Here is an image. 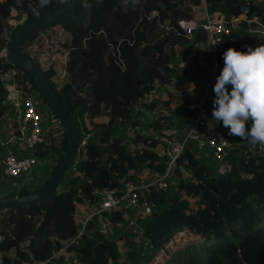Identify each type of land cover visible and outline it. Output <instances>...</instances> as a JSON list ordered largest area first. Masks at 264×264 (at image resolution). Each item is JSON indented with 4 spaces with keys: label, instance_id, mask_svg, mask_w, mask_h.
<instances>
[{
    "label": "trees",
    "instance_id": "1",
    "mask_svg": "<svg viewBox=\"0 0 264 264\" xmlns=\"http://www.w3.org/2000/svg\"><path fill=\"white\" fill-rule=\"evenodd\" d=\"M65 1L0 0V141L7 139L3 126L9 92L4 74L15 70L24 92H40L49 104L30 71L10 60L9 40L25 22L58 9ZM205 1L209 13H220L218 16L231 28V33L224 34L221 62L229 47L247 50L264 43V33L259 30L264 29V0ZM202 2L80 0L69 13L24 36L21 52L36 60L42 55L48 58L50 63L42 68L79 124L81 142L85 138L87 141L84 157H76L55 197L27 207L0 210L5 233L0 242V264H66L67 253L77 254L80 264H146L162 249L166 253L164 264H264V146L253 149L247 140L229 134L237 146L229 147L232 168L228 173H212L207 162L195 153V143H190L178 158L174 171L178 179L172 194L168 195L167 187L152 188L146 194L152 213L136 216V224H130V219V229L120 236L109 237L97 216L84 230L77 219V204L88 201L94 205L99 197L97 190L102 187L120 186L129 179L142 184L152 174L167 169L168 160L157 149V137L141 129L138 117L143 112L136 106L142 101L148 110L159 109V116L148 125L163 131L175 114L170 106L176 93L172 89L170 97L155 96L148 102L144 97L155 83L184 79L182 84L189 86L194 79L208 75L197 51L189 62L179 64L178 57L196 36L163 33L161 27L167 22L177 25L179 18L193 19V6ZM153 10L158 13L150 16ZM238 16L239 22H233ZM61 49L69 52L70 79L60 88L52 78L56 71L52 60ZM201 89L198 82L195 91ZM16 123V119L9 121V134L19 132ZM63 134L62 148L50 135L39 146V157L55 149L60 159L68 144L65 131ZM131 135L129 146L125 137ZM2 153L0 143V158ZM31 192L22 189L20 195ZM0 196L13 194L0 192ZM131 209L124 205L107 211L104 220L109 226L122 223ZM135 230L140 234L138 239L132 237ZM177 234L188 240L173 250L171 242L180 244ZM12 249L14 257L8 253Z\"/></svg>",
    "mask_w": 264,
    "mask_h": 264
},
{
    "label": "built area",
    "instance_id": "2",
    "mask_svg": "<svg viewBox=\"0 0 264 264\" xmlns=\"http://www.w3.org/2000/svg\"><path fill=\"white\" fill-rule=\"evenodd\" d=\"M157 13V10H153L149 15L154 16ZM219 14L212 15L206 7L200 16L195 14L193 19L179 18L177 25H173L170 22L161 25L163 33H185L190 36H196V39L187 45L186 50L181 55L182 57H188L189 52L201 50L204 56L203 60H210L212 62L208 75L203 78L202 89L196 96L188 97L185 102L190 125L183 132H180V134L166 132L165 130L148 132L150 134L153 133L157 137L159 142L157 149L168 160L167 169L162 174H152L149 181L142 184L129 179L124 180L120 186H104L97 190L99 197L92 206L90 213L86 215L83 228H85L91 218L97 216L101 219L103 230L107 232L109 224L104 220L103 214L107 211L119 209L124 205L127 208L139 207L143 215L151 214L153 208L146 194L151 192L154 187L168 186V181L178 166V158L190 143H195V153L197 155H200L202 152L211 153L218 163L217 171L219 174H226L231 170L232 163L228 160V150L232 143L230 136L223 129L210 130L206 116L211 108H213L215 98L213 89L216 78L223 66V62L219 60V53L225 49L224 34L231 33V28L218 16ZM240 18L241 16L234 17V21L240 20ZM259 30L264 33V29ZM56 54L58 55L54 56L52 60L54 68L60 74V77H66V75L70 74L67 68L69 52L67 49H61ZM38 61L42 66H47L50 63L44 55L40 56ZM56 76L58 75H54L52 78L57 84L58 82L54 79ZM11 79L14 89H10L11 94L7 100L14 102V106L17 109V115L14 119L17 121L16 125L19 132L15 134L11 133L8 139L0 141L3 146V153L0 158V174L3 178L0 181L4 180L6 184H11L12 178L19 177L22 179L20 189L28 187L30 191H36L37 189L31 186L29 182L34 174L33 169L38 163L39 154L37 150L39 146H43L47 142L52 131L50 127L43 125L42 113L39 109L40 101L37 98L38 92L34 91L31 94H26L19 86L15 73L11 76ZM68 80L69 78L67 77L64 82L66 83ZM162 84L165 86L167 83L162 82ZM157 89H160V81L155 83V88L144 99L148 102L151 101L157 94L155 93L158 91ZM230 90L231 88L229 87ZM136 108L144 110L142 101ZM86 141L87 139L85 138L77 149L79 160L85 155L84 145ZM8 143H11L12 147L5 149ZM4 187L0 186L1 194L6 195L11 193L13 196L20 195V191L11 192L12 189L3 190L2 188ZM141 194H144L143 200L141 199ZM130 223L136 224L135 218L132 217ZM4 238L5 233L0 214V242Z\"/></svg>",
    "mask_w": 264,
    "mask_h": 264
},
{
    "label": "rangeland",
    "instance_id": "3",
    "mask_svg": "<svg viewBox=\"0 0 264 264\" xmlns=\"http://www.w3.org/2000/svg\"><path fill=\"white\" fill-rule=\"evenodd\" d=\"M206 7H208L207 6V3L205 4V0H203V2L200 5H194L193 6V10H196L200 14H202L204 12V10H205ZM234 22L235 23H238L239 20H236ZM63 36H65V38L68 37V35L66 33H63ZM6 52H7V49L4 50V53H6ZM56 53H55L54 56L58 55ZM191 57H192V52L191 53L189 52V58H184L181 55L178 58H179V61L181 63V62H183V60L190 59ZM14 73H15V70H11L10 72H8V73H6V74L3 75L4 83H5V85H6L7 89H8V92H9L7 96H9L11 94V90L10 89H14V85H13L12 79H11V76ZM54 75H58V76L54 77V79L58 82L57 84L56 83L55 84L58 85V87H60V88L64 85V83H65L64 81L67 79V77L70 79V75H68V76L66 75V77H60V74H58L56 71L54 72ZM182 81H184V79H179L176 82L174 81V82L170 83V84H174L173 85L174 87H169V88L174 89L173 92L176 93L175 94V98L174 99L172 98L173 104L170 106V108H172V111L175 114H174V116H171V118H170V120L168 122H166V124L169 127H171V128H180V127H183V120H181V119H183L182 110H181L180 113H178V111L176 110L175 106H177L178 105V102H179L180 103L179 104V107L183 103V106L182 107L185 108V102H186L187 98L190 97V96H194V94H195L194 90L191 91L192 90V86L194 85V82H191L189 86H186V85L182 84ZM167 84H169V83H167ZM178 87H179L180 90H178ZM169 88H165L164 85L162 84V82L160 81V89H157L158 91H156L155 93L161 92L162 95H165L164 97H167L168 96L167 94H169V91H168ZM155 96H160L161 97V95H155ZM169 97H170V94H169ZM37 98L40 101V104H39V107L40 108L39 109H40V111L42 113V122H43V125H45V126L46 125H51L52 126L51 135H54V138H55L54 141L56 140L57 141V144L59 145V147L62 148V146H63V139H64L63 138L64 137V134H63L64 129H63L61 123L59 122L58 118L55 116V114H54L52 108L50 107V105L47 104L43 100L40 92L37 93ZM14 105H15L14 102L7 100V102H6L7 111H10V112L4 118V126H3V130H4V134H5L4 136L7 137V139H8V137H10V134L7 132L8 128H9V125H10L9 124V119H10V115L9 114L12 113L11 117H14L15 116V113H17V109H14V108L12 109V106H14ZM163 107L166 108L165 106H160L159 108H163ZM212 110H213V108H211L210 112H208L207 115H206L208 119L209 118L212 119ZM158 111H159V109H156V110L155 109H150V110H148L146 108H144V110L141 111L143 113H141V115L138 118L140 119V122H142L141 129H144V131L146 133H148V130L150 128H151L150 130L152 131L153 128H152L151 124L150 125H148V124H149V122L151 123V120H153L154 118H156V116H159L158 115ZM185 123H186L187 126L190 125V123H189V121H187V119L185 120ZM215 124L216 125H219L221 128H223V130L225 132H227V134H228V129L227 128H225L224 126H221L218 123H215ZM130 132L131 133L133 132V129L132 128H130ZM129 135H130V133H129ZM125 138H126L125 139L126 143L129 146H132L130 140H132L133 136L131 135V137H125ZM3 139H1V140L3 141ZM247 144H249L248 141H247ZM236 146H237V144L235 142H233L231 144L230 148L233 149ZM238 146H239V144H238ZM249 146L251 148H253V149L256 148V145L254 146V145L249 144ZM7 147H12L11 143L6 144L5 149H7ZM239 149H241V148H239ZM58 159H59V154H58L57 151H55V149H51L45 155L38 157V163L35 165V167L33 169L34 170L33 177L31 178V180L29 182L30 185L33 186L35 189H38L44 183V181L46 180V178L51 176V174L53 172L52 169H53L54 165H56V163L59 161ZM201 161L202 162H207V164L210 167V171H212V173L217 172V167H216L217 161L212 156L210 158H208L205 155V152H204L202 154ZM189 174L190 173L188 171L185 172L186 177H188L187 175H189ZM177 177L178 176L174 173L170 177V179L168 181V186L166 188V191L168 192V195L169 196L174 191V187H175L176 181L178 179ZM2 178L3 177H1L0 179H2ZM12 179L13 180H11L12 181L11 184H6L5 183L6 181L1 180L0 181V186L1 187L2 186L3 187L6 186V187H4L2 189L3 190L12 189L11 192H19V191H21L22 189H20V184L22 182V179L19 178V177H15V178H12ZM23 189L29 190L28 187L23 188ZM84 208L87 209V207H84ZM138 209H140V208L138 207V208L131 209L130 212L126 214V218H125V221L124 222L112 224L111 226H109L108 236L109 237H118L121 234H123L124 232L128 231L130 229V227H128L127 225L129 224V221H130V219L132 217L135 218L137 216V218H140L141 215L144 216L141 213V209H140V211H138ZM82 218H84V217H82ZM82 218H79L78 220H79V222L81 224L80 226H81L82 230H84V228H83V222H84V220ZM134 233L135 234H133L132 237L134 235H136V237L138 235H140L139 232H138V230H135ZM176 236H177V239L179 240L180 244L179 245H176V244H173V242H171L172 245H170V247L173 250H177L178 248L182 247V244H184L188 240L187 236H183L182 238H180V235L179 234H177ZM138 238L139 237H137V239ZM181 239L183 240L182 242H181ZM63 251L66 252L65 249H63ZM8 253L14 257L15 256V249L10 250ZM57 255L58 254H56V256ZM156 255H157L156 258L151 259L146 264H164L165 263L166 253H165L164 249H162L161 251H159L158 253H156ZM65 262H66V264H80V262L78 261V255L75 254V253H67V257H66Z\"/></svg>",
    "mask_w": 264,
    "mask_h": 264
},
{
    "label": "clouds",
    "instance_id": "4",
    "mask_svg": "<svg viewBox=\"0 0 264 264\" xmlns=\"http://www.w3.org/2000/svg\"><path fill=\"white\" fill-rule=\"evenodd\" d=\"M223 62L213 89L212 121L222 122L230 136L264 146V43L247 50L229 47Z\"/></svg>",
    "mask_w": 264,
    "mask_h": 264
},
{
    "label": "water",
    "instance_id": "5",
    "mask_svg": "<svg viewBox=\"0 0 264 264\" xmlns=\"http://www.w3.org/2000/svg\"><path fill=\"white\" fill-rule=\"evenodd\" d=\"M79 1L80 0H66L58 9L30 19L25 22L9 40L8 52L10 60L14 64L26 68L33 75L37 86L47 99L54 114L61 123L66 133L68 144L63 151L50 180L43 188L29 194L0 196V210L27 207L55 197L58 193L62 179L75 164L77 149L81 142L80 126L67 109L66 105L62 102L52 83L47 78L39 61L34 57L21 52V42L28 32L38 26L57 20L63 15L69 13Z\"/></svg>",
    "mask_w": 264,
    "mask_h": 264
},
{
    "label": "crops",
    "instance_id": "6",
    "mask_svg": "<svg viewBox=\"0 0 264 264\" xmlns=\"http://www.w3.org/2000/svg\"><path fill=\"white\" fill-rule=\"evenodd\" d=\"M193 14L195 15H198V16H200L201 14L198 12V11H196V10H193ZM186 50V49H185ZM195 53H197L196 51H192V56H194V54ZM198 53H200L201 54V56H200V63H202L203 64V66H204V69L206 70V72L208 73V70H209V68H210V65H212V62L210 61V60H207V61H205V60H203L204 59V56L202 55V52H201V50H199L198 51ZM184 58H189V56L188 57H184ZM189 60L190 59H188V60H183L184 62H189ZM202 81H203V79H201V78H196V79H194L192 82H194V85L192 86V89L194 88V87H196V84L199 82V83H201L202 84ZM174 84H166L164 87L165 88H169V87H174L173 86ZM155 88V87H154ZM169 90H172V88H169ZM168 90V91H169ZM174 90V89H173ZM178 90H180L179 89V87H178ZM182 92V91H181ZM194 92H195V94H194V96H196L197 94H198V92H199V90L198 91H195V88H194ZM156 95H161V96H165V95H162L161 94V92H157V94ZM168 95V94H167ZM179 102H178V105L177 106H175V108H176V110L178 111V113H180L181 112V110H182V116H183V119H181V120H183V127H180V128H171V127H166V128H164L163 130H165L166 132H170V133H174V134H176V133H179L180 134V132H183L186 128H187V125H186V123H185V120L187 119V121H188V116H187V110H186V108H183L182 106H183V103H182V105H180V107H179ZM16 109V107L15 106H12V109ZM170 109H172V108H170ZM10 111H7L6 112V115L9 113ZM6 115H5V117H6ZM10 115V119H9V121L11 120V119H14L15 117H16V115H17V113H15V116L14 117H11V115H12V113L11 114H9ZM143 119V118H142ZM8 122V121H7ZM208 122H209V129L210 130H216V129H223V128H221L219 125H216L215 124V122L214 121H212V119H208ZM218 124H220L221 126H223V124H221V123H218ZM175 125V124H174ZM47 127H50L51 129H52V126L51 125H46ZM149 127V126H148ZM153 129H152V131L154 132V131H157V129L153 126L152 127ZM151 129V128H150ZM148 130V132H150L151 130ZM142 131H144V129H142ZM145 132V131H144ZM204 152H202L199 156H200V158L202 157V154H203ZM205 155L208 157V158H210L212 155H211V153L210 152H205ZM92 205L93 204H89L88 203V201H85V202H81V203H79V204H77V208H76V211H77V219H79V218H82V217H84V218H82L83 220L86 218L85 216L88 214V213H90V211H91V208H92ZM84 207H87V209L86 208H84ZM86 210V211H85ZM86 213H85V212ZM138 211H140V209H138Z\"/></svg>",
    "mask_w": 264,
    "mask_h": 264
}]
</instances>
